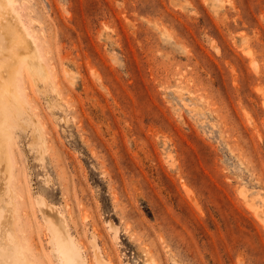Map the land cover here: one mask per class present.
<instances>
[{
    "label": "rangeland",
    "instance_id": "rangeland-1",
    "mask_svg": "<svg viewBox=\"0 0 264 264\" xmlns=\"http://www.w3.org/2000/svg\"><path fill=\"white\" fill-rule=\"evenodd\" d=\"M15 4L47 69L10 128L26 264H64L52 221L76 264H264V0Z\"/></svg>",
    "mask_w": 264,
    "mask_h": 264
},
{
    "label": "bare ground",
    "instance_id": "bare-ground-1",
    "mask_svg": "<svg viewBox=\"0 0 264 264\" xmlns=\"http://www.w3.org/2000/svg\"><path fill=\"white\" fill-rule=\"evenodd\" d=\"M0 9L9 10L17 24L12 22L13 25L8 24L6 26L8 30L0 31V52L7 53V58L0 63V264H26V260L22 257L21 250L17 244L18 242L13 241L15 240L14 229L10 225L14 218L13 201L11 200V195L14 194L12 189L14 159L11 148L10 128L12 126L11 122L24 112V109H22L24 108L22 107L23 104L21 105L23 100H20L23 99L21 98L20 79L22 62L25 61L31 69H36L41 73H46L47 69L43 63L44 58L39 51L34 34L31 33L32 29H29L27 21L23 18H26V16H23L20 12L15 0H0ZM18 216L19 214L16 215V219ZM52 222L51 228L54 233L56 234L59 231L64 236V238L55 236L54 242L57 246V251L62 253H60L61 259L64 264H76L75 253L77 249L70 242V239H72L70 232V237H68L66 228H62L63 225L60 228L57 222ZM50 238L51 241L53 239L51 235ZM55 254L57 255L58 253Z\"/></svg>",
    "mask_w": 264,
    "mask_h": 264
}]
</instances>
